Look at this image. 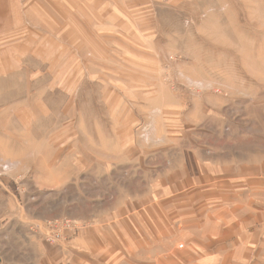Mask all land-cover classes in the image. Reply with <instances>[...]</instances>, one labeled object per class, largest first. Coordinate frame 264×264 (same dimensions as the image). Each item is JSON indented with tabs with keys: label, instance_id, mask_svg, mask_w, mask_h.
Here are the masks:
<instances>
[{
	"label": "rangeland",
	"instance_id": "1",
	"mask_svg": "<svg viewBox=\"0 0 264 264\" xmlns=\"http://www.w3.org/2000/svg\"><path fill=\"white\" fill-rule=\"evenodd\" d=\"M143 1L110 27L107 81H79L98 75L87 68L90 56L75 62V76L64 67L55 75L60 81L52 82L56 93L46 103L57 112L45 123L46 136L37 121L22 123L29 109L36 117L24 89L30 66L22 62L7 74L12 82L0 83V264H36L40 240L57 245L76 238L100 215L96 188L108 186L103 195L111 200L122 183L128 204L148 194L142 155L171 139L168 149L186 141L190 154L215 163L238 154L264 162V0ZM126 23L135 34L120 31ZM5 34L1 60L9 57ZM9 86L14 90L7 92ZM105 138L110 145L102 146ZM46 140L56 145L43 147ZM101 149L110 152L107 178L99 169L107 155ZM113 204L109 209L117 211Z\"/></svg>",
	"mask_w": 264,
	"mask_h": 264
},
{
	"label": "crops",
	"instance_id": "2",
	"mask_svg": "<svg viewBox=\"0 0 264 264\" xmlns=\"http://www.w3.org/2000/svg\"><path fill=\"white\" fill-rule=\"evenodd\" d=\"M143 2L0 0V34L6 33L11 39L10 45L6 44L8 59H0V83H8L7 74L13 73L14 67L22 69V62L23 66H30L23 73L27 76L24 89L26 105L30 104L36 117L29 118L30 109L27 122L20 117L27 128L30 120L37 121L41 135L46 136L49 127L45 123L57 112L55 105L46 102L56 93L52 82L60 81L56 77L61 68L69 70L67 75L75 76V62L90 56L93 66L87 68L98 75L87 73V78L79 81H107L111 62L106 51L111 44L109 34L115 32H110V27L120 24L118 20L126 12ZM149 14L142 13L146 17ZM132 27L126 23L120 31L135 34L136 28L131 30ZM115 30L117 33L119 28ZM13 80L10 78V82ZM35 82L39 84L38 91L32 92ZM8 90L14 87L9 86ZM4 91L0 89L1 94ZM34 98L37 100H31ZM100 118L103 121L95 119L108 128L107 118ZM117 136L119 140V132ZM174 141L166 142L163 150L142 155L144 168L150 172L148 194H138L141 199L128 204V199H122V183L117 184V197L111 200L103 195L108 193V186L96 188L92 193L97 195L95 199L102 200L93 201V205L98 207L101 203L100 215L96 212L90 226L68 243L37 242L39 251L33 255L38 259L36 264H264V162L255 163L238 154L215 163L211 156L190 154L186 141H177L180 147L168 149L167 144ZM101 142L102 146L110 145L109 139ZM55 143L56 140H46L43 147ZM101 150L107 155L100 159L99 169L105 174L101 178H107L108 173L103 171L108 170L104 163L109 162L110 152ZM149 161L152 164H147ZM110 204H116L113 209L117 211L109 209Z\"/></svg>",
	"mask_w": 264,
	"mask_h": 264
},
{
	"label": "bare ground",
	"instance_id": "3",
	"mask_svg": "<svg viewBox=\"0 0 264 264\" xmlns=\"http://www.w3.org/2000/svg\"><path fill=\"white\" fill-rule=\"evenodd\" d=\"M80 3V2H79ZM23 8V7H22Z\"/></svg>",
	"mask_w": 264,
	"mask_h": 264
}]
</instances>
